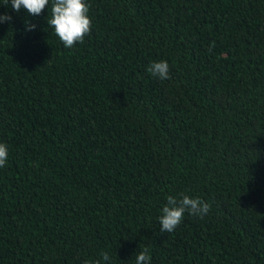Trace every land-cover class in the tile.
<instances>
[{"label":"trees","instance_id":"16d2710c","mask_svg":"<svg viewBox=\"0 0 264 264\" xmlns=\"http://www.w3.org/2000/svg\"><path fill=\"white\" fill-rule=\"evenodd\" d=\"M86 3L69 49L0 0V264H264V0Z\"/></svg>","mask_w":264,"mask_h":264},{"label":"clouds","instance_id":"9594fccd","mask_svg":"<svg viewBox=\"0 0 264 264\" xmlns=\"http://www.w3.org/2000/svg\"><path fill=\"white\" fill-rule=\"evenodd\" d=\"M50 0H11V8L20 12L22 9L32 16H38L47 9ZM9 3V0H6ZM89 5L86 0H51V18L47 19L65 48H73L77 43H83L85 36L91 31V19L88 16ZM11 16L0 14V23L10 21ZM35 25L26 21L25 30H35ZM147 71L159 79L169 78V65L167 61H155L150 64ZM8 149L0 143V167L7 161ZM167 203L163 206L159 216L160 232H172L182 221L185 213L203 218L208 214L211 205L200 198H191L181 195L179 199L175 196H168ZM103 261H109L107 252L101 253ZM151 257L148 249L140 251L135 258V264H150ZM84 264H89L85 261ZM92 264H100V260Z\"/></svg>","mask_w":264,"mask_h":264}]
</instances>
